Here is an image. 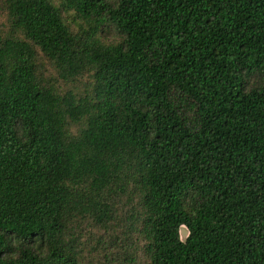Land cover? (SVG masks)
<instances>
[{
	"label": "trees",
	"instance_id": "16d2710c",
	"mask_svg": "<svg viewBox=\"0 0 264 264\" xmlns=\"http://www.w3.org/2000/svg\"><path fill=\"white\" fill-rule=\"evenodd\" d=\"M0 10V264H264V0Z\"/></svg>",
	"mask_w": 264,
	"mask_h": 264
},
{
	"label": "rangeland",
	"instance_id": "374dc122",
	"mask_svg": "<svg viewBox=\"0 0 264 264\" xmlns=\"http://www.w3.org/2000/svg\"><path fill=\"white\" fill-rule=\"evenodd\" d=\"M111 3H114L115 0H108ZM63 19L66 22V24L69 26V28L72 31H75L78 27L79 21L74 19L72 14L69 13H62ZM5 29V15L4 12L0 10V31H3ZM98 37L101 42L109 44V43H115L120 40L121 36L118 34V32L110 25L105 24L101 27V30L98 33ZM38 65L43 72L45 78L47 81L55 84L56 88L61 92L66 89H72L76 91H80L83 87V84L85 81L88 80L87 76H83L82 78H79L78 80H75L73 82H63L54 74V70L50 66L49 62L38 52ZM254 79L250 78V83H253ZM71 130H74V128H71ZM88 232V231H87ZM186 230L184 227H180V236L181 238L185 236ZM86 246L84 245L83 250L85 252H88L89 256L93 259L91 264H104L108 262L109 254L107 253V235H101L99 232H95L92 230L89 232L86 236ZM134 264H142L141 258L137 259Z\"/></svg>",
	"mask_w": 264,
	"mask_h": 264
}]
</instances>
